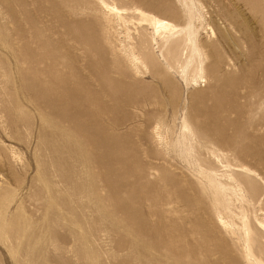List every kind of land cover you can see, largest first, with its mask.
Segmentation results:
<instances>
[{"label":"rangeland","instance_id":"obj_1","mask_svg":"<svg viewBox=\"0 0 264 264\" xmlns=\"http://www.w3.org/2000/svg\"><path fill=\"white\" fill-rule=\"evenodd\" d=\"M249 1L194 0L200 75L133 13L181 28L182 0H0V264H253L220 218L247 220L264 264V0Z\"/></svg>","mask_w":264,"mask_h":264},{"label":"bare ground","instance_id":"obj_2","mask_svg":"<svg viewBox=\"0 0 264 264\" xmlns=\"http://www.w3.org/2000/svg\"><path fill=\"white\" fill-rule=\"evenodd\" d=\"M242 1H243L244 7H246V8L248 7L250 9L249 6H250L251 2L249 0H242ZM182 2H183L184 7H186V10L182 16L183 20H184V26L181 28L175 26L174 24H172L170 21H168L166 19H161V18H159V17H157L151 13H148V12H146L140 8H134L133 13H135L139 17V24H145L152 30V33H151L152 41L159 48L161 57H163V58L166 57L173 64H176V66H178V68L181 69L182 73H184L188 67H190L191 65H193L196 62L194 65V68H195V70H197V72L199 74L200 73L202 74L204 71L203 61H204V59H206L205 58L206 56L204 54H202V52H201V49L199 46V41L197 40V34H196L197 30H196V25H195L196 24L195 21H198V19L201 17V15L198 12L199 17H196V15L198 13L196 12V3L194 2V0H182ZM240 3H241V1H240ZM236 5L238 6V4H236ZM189 6H191V7H189ZM103 7L108 13L116 15V17H117V19H119V21H122L123 23H125V20L121 17V15L124 13V10L117 8L115 5L103 4ZM232 26H233L234 34L238 37L240 35V32H241V23L240 22H234V25H232ZM260 45H261V43H260ZM144 58H145L144 56L136 57V56L132 55L133 61L135 63L141 64V65L145 64L146 59H144ZM160 125H161V122H157L155 124V128L153 129L154 132L152 131L155 138H157L159 140H161V136L158 133L159 132L158 128ZM174 207H175V205H174ZM176 207H177V205H176ZM185 222H187V221H185ZM220 225H221L220 227H222L225 232H228L229 234H232V235H235V233H239L243 237L244 254H245V259L247 260V262H253V264H263L262 261L260 259H258L255 255V252L253 249V245L255 244V241L252 239V235L254 232H253V229L250 228L246 219L241 220V225L238 228H236L234 224L223 221L222 218H220ZM187 231H189V230H187ZM254 231L257 232L259 235H261V238L264 240V220L257 221ZM179 236H180V234H179ZM179 239H181V237ZM169 243H167L168 246H170ZM212 257H214V255H212Z\"/></svg>","mask_w":264,"mask_h":264}]
</instances>
